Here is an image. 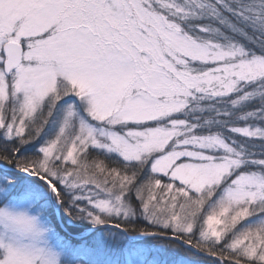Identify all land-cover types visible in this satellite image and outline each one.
<instances>
[{
    "label": "snow or ice",
    "instance_id": "1",
    "mask_svg": "<svg viewBox=\"0 0 264 264\" xmlns=\"http://www.w3.org/2000/svg\"><path fill=\"white\" fill-rule=\"evenodd\" d=\"M5 203L0 264H264V0H0Z\"/></svg>",
    "mask_w": 264,
    "mask_h": 264
},
{
    "label": "clouds",
    "instance_id": "2",
    "mask_svg": "<svg viewBox=\"0 0 264 264\" xmlns=\"http://www.w3.org/2000/svg\"><path fill=\"white\" fill-rule=\"evenodd\" d=\"M0 208H5L10 211L15 217V220L0 217V237H14L29 234L25 231V223L20 219L21 216L26 218L35 217V225L37 228L46 227V222L43 220L42 214H38L35 210L22 204H0Z\"/></svg>",
    "mask_w": 264,
    "mask_h": 264
},
{
    "label": "rangeland",
    "instance_id": "3",
    "mask_svg": "<svg viewBox=\"0 0 264 264\" xmlns=\"http://www.w3.org/2000/svg\"><path fill=\"white\" fill-rule=\"evenodd\" d=\"M170 243H171V242H170ZM0 251H2V250H0ZM188 255H190V254H188ZM193 259H199V258L193 257Z\"/></svg>",
    "mask_w": 264,
    "mask_h": 264
},
{
    "label": "trees",
    "instance_id": "4",
    "mask_svg": "<svg viewBox=\"0 0 264 264\" xmlns=\"http://www.w3.org/2000/svg\"><path fill=\"white\" fill-rule=\"evenodd\" d=\"M196 258H198V257H196Z\"/></svg>",
    "mask_w": 264,
    "mask_h": 264
}]
</instances>
